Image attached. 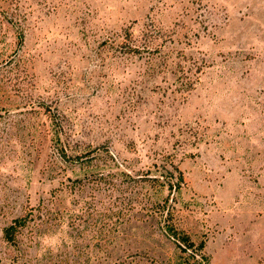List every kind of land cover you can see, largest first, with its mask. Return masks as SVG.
<instances>
[{
    "label": "rangeland",
    "instance_id": "374dc122",
    "mask_svg": "<svg viewBox=\"0 0 264 264\" xmlns=\"http://www.w3.org/2000/svg\"><path fill=\"white\" fill-rule=\"evenodd\" d=\"M0 264H264V0H0Z\"/></svg>",
    "mask_w": 264,
    "mask_h": 264
},
{
    "label": "trees",
    "instance_id": "16d2710c",
    "mask_svg": "<svg viewBox=\"0 0 264 264\" xmlns=\"http://www.w3.org/2000/svg\"><path fill=\"white\" fill-rule=\"evenodd\" d=\"M128 51L130 52L131 48H128ZM154 179H156V178H154ZM178 179H179V182H178V185L176 186L175 190L179 188V186H180L179 183L183 182V177L181 174L179 175ZM157 181H158V184H160V185L164 184V183L160 182L159 180H157ZM172 187H173L172 183L168 182V188L172 189ZM16 225L18 226L19 224H16ZM14 229H15V226H13V225L7 226L3 229L4 236H5L6 240L12 239ZM172 229L173 228L171 227L169 230L172 232Z\"/></svg>",
    "mask_w": 264,
    "mask_h": 264
}]
</instances>
